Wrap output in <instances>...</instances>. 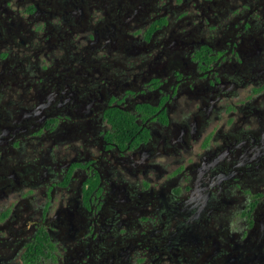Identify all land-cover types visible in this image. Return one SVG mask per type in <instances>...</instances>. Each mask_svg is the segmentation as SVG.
<instances>
[{
    "label": "flooded vegetation",
    "instance_id": "af4514ba",
    "mask_svg": "<svg viewBox=\"0 0 264 264\" xmlns=\"http://www.w3.org/2000/svg\"><path fill=\"white\" fill-rule=\"evenodd\" d=\"M0 264H264V0H0Z\"/></svg>",
    "mask_w": 264,
    "mask_h": 264
}]
</instances>
